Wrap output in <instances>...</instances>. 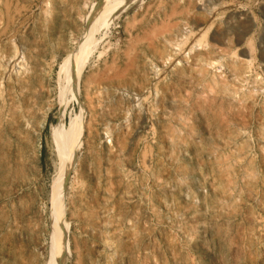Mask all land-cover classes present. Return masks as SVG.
Wrapping results in <instances>:
<instances>
[{"label":"rangeland","instance_id":"rangeland-1","mask_svg":"<svg viewBox=\"0 0 264 264\" xmlns=\"http://www.w3.org/2000/svg\"><path fill=\"white\" fill-rule=\"evenodd\" d=\"M0 1V52L29 66L0 78V264L46 263L81 111L59 264H264V0H137L80 51L76 100L99 0Z\"/></svg>","mask_w":264,"mask_h":264},{"label":"bare ground","instance_id":"bare-ground-1","mask_svg":"<svg viewBox=\"0 0 264 264\" xmlns=\"http://www.w3.org/2000/svg\"><path fill=\"white\" fill-rule=\"evenodd\" d=\"M135 2H137V0H99L91 5L90 8L91 10L86 17L85 34L78 41L76 58L70 60L69 63L65 61L63 66L66 76L65 79L67 80V85L70 86L72 91V96L74 97L75 100L78 97L76 91V70L78 69V64L80 62L79 60L80 51L83 49L87 41H89V39L93 36V34L109 26L120 14H122L130 5L134 4ZM16 17H18V15ZM15 37L20 42L24 40V38H22L23 35L21 36L16 35ZM20 49H22V47ZM18 52H19V48L13 44L9 47L8 51L0 52V78L1 77L4 78V76H8L10 80L9 82H11V84L16 82L17 80L22 81L23 75L25 74L26 71H28L27 67H29V66L25 67L23 61L19 57L20 52L19 53ZM9 66L10 67L16 66V67L11 68L12 70L9 68L11 71L9 70L10 72L7 73V68ZM34 69L35 67L31 66L29 70L30 74L33 73ZM2 102L5 101L3 96H1L0 94V105L2 104ZM82 135H83V113L81 111L79 114H77V118L69 122L68 127L65 130V137L60 146V151H61L60 169L56 174V176L53 178L50 187V193L48 196V205H49L48 220L51 224V233L50 236H48L49 237L47 243L48 255L45 264H59V252L62 243L66 238V231H67V223L63 219L62 192L64 187L66 186L70 171L72 170L76 151L79 147Z\"/></svg>","mask_w":264,"mask_h":264}]
</instances>
